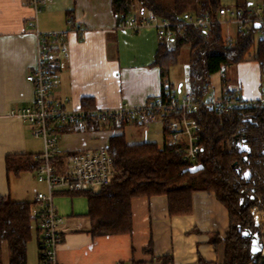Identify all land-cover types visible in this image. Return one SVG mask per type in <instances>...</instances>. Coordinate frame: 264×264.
I'll list each match as a JSON object with an SVG mask.
<instances>
[{
    "label": "crops",
    "instance_id": "crops-1",
    "mask_svg": "<svg viewBox=\"0 0 264 264\" xmlns=\"http://www.w3.org/2000/svg\"><path fill=\"white\" fill-rule=\"evenodd\" d=\"M259 5L264 0L246 4ZM136 13L138 9L132 8L129 14ZM37 30L67 32L63 38L51 40L55 55L52 94L69 110L83 108L84 99L98 109H114L124 103L143 106L163 91L165 81L178 93L190 87L188 82L183 90L172 77L163 80L161 68L154 64L159 48L155 27L135 31L124 26L114 13L113 0H40L37 7L30 0H0V196L17 202L34 203L37 193L47 189L46 184L36 183L34 170L14 174L6 168L7 156L36 155L45 149L44 140L18 115L34 98V84L27 76L37 65ZM230 69L224 78L217 73V81H211L216 96L235 92L247 98L260 96L263 82L256 61L235 65L233 77ZM117 135H125L129 142H150L145 141L143 127L137 122L108 124L98 130L63 126L57 154L63 158L56 159L53 166L62 172L67 154L107 148L110 138ZM85 192L55 191L57 210L63 217V240L57 248L60 264H163L165 257L171 264H225L230 214L215 192L195 191L191 211L174 214L167 195L133 197V230L116 234L91 232ZM39 249L38 244L40 254Z\"/></svg>",
    "mask_w": 264,
    "mask_h": 264
},
{
    "label": "trees",
    "instance_id": "trees-1",
    "mask_svg": "<svg viewBox=\"0 0 264 264\" xmlns=\"http://www.w3.org/2000/svg\"><path fill=\"white\" fill-rule=\"evenodd\" d=\"M221 7V0H195L190 9L182 0L174 3L113 0L114 13L119 22V15L129 14L132 8H137L138 13L152 11L176 25L185 12L196 15L209 13L217 18ZM173 28L176 31L174 42L169 44L160 38L155 56L154 64L161 68L163 80L169 78L181 47L189 45L188 82L197 99L206 98L210 92L211 76L223 66L229 68L249 60L259 64L264 86V38L261 37L257 45L255 39L260 34L259 26L247 25L231 41L226 40L220 22L209 29L188 24ZM255 46L251 55L250 51ZM165 82L163 91L167 88ZM168 87L170 89L172 84ZM87 100H83V108L91 109ZM197 117L202 125L200 144L203 150L196 163L184 159L175 146L166 143L159 146L153 142H129L125 135L110 138L107 151L114 158L115 175L108 185L85 192L89 198L91 232L131 233L133 197L167 195L171 213H189L195 191H213L230 214L225 264H264L260 254H252L251 239L242 236L245 228L257 231L250 209L260 197L264 208V107L247 109L240 116L236 111L217 112L203 106L198 109ZM107 126L97 121L65 125L76 130H98ZM166 131L164 123V134ZM243 142L251 149L247 159L243 158L246 153L240 152ZM60 157L63 158L57 155L53 163ZM39 163L35 155H10L6 158L7 171L14 174L23 170L35 171ZM195 164H202L204 168L193 173L190 168ZM39 207L37 202H17L7 195L0 196V264H4L5 256L8 264H28L26 250L32 238L34 221L41 247V230L35 217V210ZM167 258H163V264H169ZM39 259L41 261V250Z\"/></svg>",
    "mask_w": 264,
    "mask_h": 264
},
{
    "label": "built area",
    "instance_id": "built-area-1",
    "mask_svg": "<svg viewBox=\"0 0 264 264\" xmlns=\"http://www.w3.org/2000/svg\"><path fill=\"white\" fill-rule=\"evenodd\" d=\"M39 1L30 0V3L37 7ZM119 16L124 26L131 27L135 31L153 25L159 39L164 38L169 44L174 42L176 31L173 26L188 24L209 29L214 23H222V19L227 16L230 17L229 23L237 25L238 33L242 32L247 25L258 24L260 36L264 38V5L255 8L222 5L217 13V18L209 13L196 15L185 12L182 20L178 21L176 25L160 18L152 11L120 14ZM30 25H33V22ZM35 25H37L36 22ZM177 30L179 31V27ZM66 34L65 31L44 33L37 30V65L27 76L29 82L34 84V98L28 106L18 112V115L31 125L33 134L42 138L45 143L44 152L35 155L40 161L35 170L37 180L46 184L47 187L46 192H38L36 195V202L40 207L36 211L35 217L42 237L40 264H60L57 259V248L63 240V217L57 210L55 191L59 189L70 192L97 190L108 185L115 175L114 158L108 153L107 148L87 149L67 154L65 169L58 172L53 166V159L58 154L60 131L63 126L90 121L114 125L137 122L142 125L145 131L149 123L157 119L164 122V119H167L164 122L167 126L164 143L175 146L184 159L196 163L203 150L200 144L202 125L197 117L200 107L204 106L217 112L236 111L240 116L247 109L264 107V86L261 87L258 98H247L238 92L228 96H216L210 85V92L203 100L197 99L190 87L182 93L167 87L158 96L147 100L143 106L124 103L114 109L94 107L69 110L59 101L57 102L52 94L55 85V55L51 40L63 38ZM226 40L231 41V36H226ZM61 50L63 54L67 55L66 46H63ZM227 70V66H223L218 74L224 78ZM261 213L263 216H257L260 222H255V225L260 229V234L263 237L264 210ZM260 255L264 258V248ZM188 264L197 263L190 262Z\"/></svg>",
    "mask_w": 264,
    "mask_h": 264
},
{
    "label": "rangeland",
    "instance_id": "rangeland-1",
    "mask_svg": "<svg viewBox=\"0 0 264 264\" xmlns=\"http://www.w3.org/2000/svg\"><path fill=\"white\" fill-rule=\"evenodd\" d=\"M161 2L163 1L164 3H174L177 0H160ZM263 0H221L222 5L223 6H245L248 2H253V3H257V2H261ZM182 2H184L185 7H187V9H190L195 0H182ZM229 16H227L226 18L222 19V28H223V33L225 36H231V38L233 40H235L236 36H237V25L235 23H229ZM261 38L260 34L258 33L256 35V45L259 41V39ZM182 49H180L178 58H177V63L174 64L171 69H170V78L172 77V82L176 84V86H179L180 84H182V88L183 90L186 88L187 84H188V70H189V64H187V62H189V58H190V48L189 45H183L181 47ZM256 49V46L254 48H252L251 55L254 54ZM235 66H232L231 69L229 70V76L233 77V73ZM218 79V76L216 74H214L213 76H211V81L216 82ZM122 124H117V126H120ZM144 138H146L145 141H150L153 143H157L159 146H163L164 144V123L161 121H155L153 123H149L146 126V130L144 131ZM143 142L142 140H130V142ZM37 181V180H36ZM38 185L41 184L39 183V181L36 182ZM44 191V190H43ZM47 191V189L45 190V192ZM258 203H256L254 206L251 207L250 209V217L253 220V223L255 225V222H260L258 220L257 216H263V213H261V211L264 210V208L261 206L262 201H261V197L258 198ZM256 216V217H255ZM264 219V218H262ZM256 226V225H255ZM37 233H36V228H35V221L33 222V231H32V238L28 243V264H38L39 263V253H38V241H37ZM4 264H8V261L6 259V256L4 258ZM40 264V263H39Z\"/></svg>",
    "mask_w": 264,
    "mask_h": 264
},
{
    "label": "water",
    "instance_id": "water-1",
    "mask_svg": "<svg viewBox=\"0 0 264 264\" xmlns=\"http://www.w3.org/2000/svg\"><path fill=\"white\" fill-rule=\"evenodd\" d=\"M258 26V24L256 25ZM240 152H245L244 159H247L250 155L251 149L244 142L240 144ZM204 166L202 164H195L190 168V171L195 173L202 170ZM242 236L251 239V252L252 254H260L264 248V236L262 237L259 231H253L250 228H245L242 231Z\"/></svg>",
    "mask_w": 264,
    "mask_h": 264
},
{
    "label": "flooded vegetation",
    "instance_id": "flooded-vegetation-1",
    "mask_svg": "<svg viewBox=\"0 0 264 264\" xmlns=\"http://www.w3.org/2000/svg\"><path fill=\"white\" fill-rule=\"evenodd\" d=\"M256 227V226H255ZM257 230H259V233L261 232L259 228L256 227Z\"/></svg>",
    "mask_w": 264,
    "mask_h": 264
}]
</instances>
